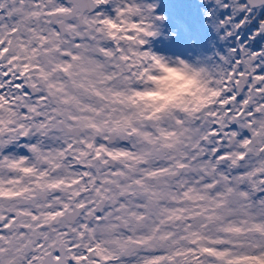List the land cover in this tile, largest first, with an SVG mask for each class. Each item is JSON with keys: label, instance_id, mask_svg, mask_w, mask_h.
<instances>
[{"label": "clouds", "instance_id": "1", "mask_svg": "<svg viewBox=\"0 0 264 264\" xmlns=\"http://www.w3.org/2000/svg\"><path fill=\"white\" fill-rule=\"evenodd\" d=\"M228 3L0 0V264H264V4Z\"/></svg>", "mask_w": 264, "mask_h": 264}, {"label": "trees", "instance_id": "2", "mask_svg": "<svg viewBox=\"0 0 264 264\" xmlns=\"http://www.w3.org/2000/svg\"><path fill=\"white\" fill-rule=\"evenodd\" d=\"M177 8L179 10V13L182 14V15L186 14L187 16H190V17H192V15H193L194 17H193V21H192V26L193 27L198 26V24H199L198 13L195 12V14H194V11L192 10V8L188 4H179V3H177ZM161 11H163V8L161 9ZM169 24L172 25V26L173 25L177 26V24L173 23L170 19H169ZM175 47L177 49H179V47H180L179 43H177L175 45Z\"/></svg>", "mask_w": 264, "mask_h": 264}, {"label": "snow or ice", "instance_id": "3", "mask_svg": "<svg viewBox=\"0 0 264 264\" xmlns=\"http://www.w3.org/2000/svg\"><path fill=\"white\" fill-rule=\"evenodd\" d=\"M257 2L259 4H264V0H257ZM216 3L217 5H220L222 6V8L224 9V12L222 13V16L223 15H227V12H228V9H229V3H228V0H216ZM209 15H211V13H209ZM257 47H259V45H257ZM54 259L58 262L60 260V256L59 255H56L54 257ZM74 259H78V258H74Z\"/></svg>", "mask_w": 264, "mask_h": 264}, {"label": "rangeland", "instance_id": "4", "mask_svg": "<svg viewBox=\"0 0 264 264\" xmlns=\"http://www.w3.org/2000/svg\"><path fill=\"white\" fill-rule=\"evenodd\" d=\"M167 5H168L167 8H169L170 5L172 6V3H167ZM168 10H169V9H168ZM171 14H172V15H175L174 12H171ZM188 18H189V17H188ZM189 19H190V18H189ZM179 20H180L179 18H177V20H176V21H178V22H177V25H178V26H179ZM170 26H172V25H170ZM173 26H174V25H173Z\"/></svg>", "mask_w": 264, "mask_h": 264}]
</instances>
